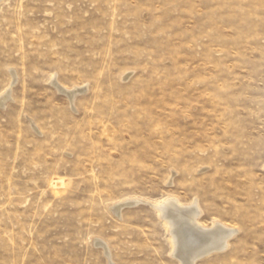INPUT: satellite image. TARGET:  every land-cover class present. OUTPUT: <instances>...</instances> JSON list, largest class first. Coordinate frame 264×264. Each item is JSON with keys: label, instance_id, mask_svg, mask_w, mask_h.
<instances>
[{"label": "rangeland", "instance_id": "1", "mask_svg": "<svg viewBox=\"0 0 264 264\" xmlns=\"http://www.w3.org/2000/svg\"><path fill=\"white\" fill-rule=\"evenodd\" d=\"M9 90L0 264H181L166 197L236 230L196 264H264V0H3Z\"/></svg>", "mask_w": 264, "mask_h": 264}, {"label": "bare ground", "instance_id": "2", "mask_svg": "<svg viewBox=\"0 0 264 264\" xmlns=\"http://www.w3.org/2000/svg\"><path fill=\"white\" fill-rule=\"evenodd\" d=\"M2 1L0 0V3ZM51 82L60 89L59 91L65 92L72 102L80 92L84 91L83 87L73 90L64 89L58 84L56 78H53ZM11 94L9 90L5 92V95L0 96V105H5L11 98ZM140 201H123L115 205L113 209L119 214L123 206L138 204ZM151 205L157 211L159 218L164 221V225L170 233L172 255L177 257L181 264H196L198 260L210 254L226 250L230 246L231 239L236 235L235 229L220 222H214L211 227L201 223L199 218L203 212L197 201L185 204L181 203L178 198L166 197L152 202Z\"/></svg>", "mask_w": 264, "mask_h": 264}]
</instances>
